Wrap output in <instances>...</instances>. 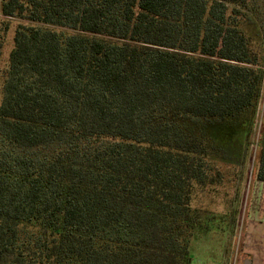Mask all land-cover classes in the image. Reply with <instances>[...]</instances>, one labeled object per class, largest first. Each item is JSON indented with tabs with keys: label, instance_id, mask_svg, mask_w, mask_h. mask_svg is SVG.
Listing matches in <instances>:
<instances>
[{
	"label": "trees",
	"instance_id": "1",
	"mask_svg": "<svg viewBox=\"0 0 264 264\" xmlns=\"http://www.w3.org/2000/svg\"><path fill=\"white\" fill-rule=\"evenodd\" d=\"M247 2L0 0V264H191L208 132L262 86Z\"/></svg>",
	"mask_w": 264,
	"mask_h": 264
},
{
	"label": "rangeland",
	"instance_id": "2",
	"mask_svg": "<svg viewBox=\"0 0 264 264\" xmlns=\"http://www.w3.org/2000/svg\"><path fill=\"white\" fill-rule=\"evenodd\" d=\"M242 27L253 49L264 48L255 26L264 28V0H248ZM237 19L241 20L237 16ZM256 113L246 124L211 129L224 157L212 161L217 175L197 188L193 204L201 212L202 229L190 245L191 264H264V183L254 179L258 141L264 142V69ZM206 123L200 126L204 128ZM212 175V173H211ZM253 259V260H252ZM252 260V261H251Z\"/></svg>",
	"mask_w": 264,
	"mask_h": 264
},
{
	"label": "crops",
	"instance_id": "3",
	"mask_svg": "<svg viewBox=\"0 0 264 264\" xmlns=\"http://www.w3.org/2000/svg\"><path fill=\"white\" fill-rule=\"evenodd\" d=\"M252 260H253V259H252ZM252 260H251V261H252ZM251 264H252V263H251Z\"/></svg>",
	"mask_w": 264,
	"mask_h": 264
}]
</instances>
